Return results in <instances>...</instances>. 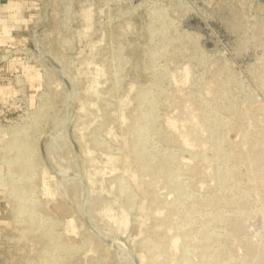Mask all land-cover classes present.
<instances>
[{"label": "rangeland", "instance_id": "374dc122", "mask_svg": "<svg viewBox=\"0 0 264 264\" xmlns=\"http://www.w3.org/2000/svg\"><path fill=\"white\" fill-rule=\"evenodd\" d=\"M0 264H264V0H0Z\"/></svg>", "mask_w": 264, "mask_h": 264}]
</instances>
